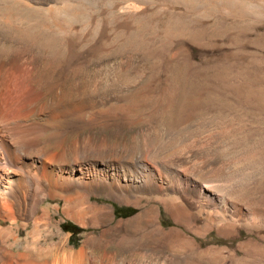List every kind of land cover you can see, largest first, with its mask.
Returning <instances> with one entry per match:
<instances>
[{
    "label": "rangeland",
    "instance_id": "rangeland-1",
    "mask_svg": "<svg viewBox=\"0 0 264 264\" xmlns=\"http://www.w3.org/2000/svg\"><path fill=\"white\" fill-rule=\"evenodd\" d=\"M71 2L79 18L53 53L1 39L20 61L41 71L49 65L80 68L81 76L91 79L111 69L120 71L121 79L132 78L134 84L120 92L115 109L69 117L68 122L82 121L70 137H105L120 150L133 144V153L146 160L154 150L149 157L154 162L181 158L186 164H176L175 171L208 175L211 192L227 195L240 209H231L234 220L215 205L190 209L176 225L161 203L159 225L179 227L194 243L168 242L157 222L140 223L137 243L109 244L95 253L113 252L114 264H264V0ZM78 79L75 75L70 81ZM119 151L114 160L119 161ZM98 200L112 207L113 223L140 210L132 202ZM141 204L148 205L145 199ZM50 211L54 218L42 233V246L68 233L70 245L79 247L99 233ZM18 230L20 249L30 227L18 225ZM95 244L88 240L86 246Z\"/></svg>",
    "mask_w": 264,
    "mask_h": 264
},
{
    "label": "bare ground",
    "instance_id": "bare-ground-1",
    "mask_svg": "<svg viewBox=\"0 0 264 264\" xmlns=\"http://www.w3.org/2000/svg\"><path fill=\"white\" fill-rule=\"evenodd\" d=\"M76 10L71 0H0V264H114L113 252L97 254L94 249L137 243V226L157 222L161 203L176 225L190 209L199 212L215 205L232 220L233 212L240 211L227 195L211 192L207 182L213 180L208 175L188 168L175 171L176 164L180 168L186 164L181 158L154 162V157L149 159L153 150L150 164L143 154L133 153L136 145L120 150L105 137H70L82 121L68 122L69 117L115 109L120 92L134 84L132 78L121 79L120 71L111 69L91 79L81 76L80 68L49 65L41 71L20 61L1 39L26 41L53 53L79 18ZM75 75L79 79L70 81ZM107 83L118 90L108 89ZM117 150L122 152L119 161L114 160ZM103 198L132 202L140 210L113 223L112 207L98 200ZM144 199L146 206L141 204ZM50 208L99 233L79 247L70 245L68 233L60 234L58 243L42 246V233L54 218ZM157 223L161 238L168 242L194 243L179 227L162 228ZM18 225L30 227L20 249ZM88 240L95 241L94 248L86 246Z\"/></svg>",
    "mask_w": 264,
    "mask_h": 264
}]
</instances>
